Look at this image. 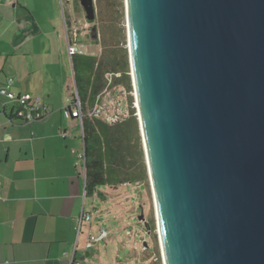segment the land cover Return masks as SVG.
Wrapping results in <instances>:
<instances>
[{"label": "water", "instance_id": "95a60500", "mask_svg": "<svg viewBox=\"0 0 264 264\" xmlns=\"http://www.w3.org/2000/svg\"><path fill=\"white\" fill-rule=\"evenodd\" d=\"M122 2L161 263L264 264V0Z\"/></svg>", "mask_w": 264, "mask_h": 264}, {"label": "crops", "instance_id": "0c3cea01", "mask_svg": "<svg viewBox=\"0 0 264 264\" xmlns=\"http://www.w3.org/2000/svg\"><path fill=\"white\" fill-rule=\"evenodd\" d=\"M37 3L36 0H23L22 4L20 0H0L1 43L6 41L14 48V43L20 46L19 41L25 36L26 42H40L44 50L51 33L57 32L60 39L56 17L43 18L48 24L45 28L38 25L42 18L33 13L34 4L38 9ZM43 8L39 5L38 10ZM30 32L35 36L28 39L26 35ZM6 34L10 36L8 41ZM14 35L19 36L17 40ZM8 45L0 50V84L16 94L42 93V81L31 79L35 68L27 69L21 77L14 73L15 59L20 54L15 48L11 52ZM32 50L26 52L30 58L43 55ZM45 97L49 99L50 95ZM4 101L0 98V264H97L90 251H81L83 225L88 223L85 241L92 227L91 220L82 221L77 229L78 218L82 211L86 212L85 175L84 167L82 175L70 170L71 167L76 172L75 166L69 167L67 155L69 151L73 154L74 147L66 142L64 131L71 124L60 109L45 99L50 110L46 117L29 123L12 122L8 104H2ZM97 192L105 197L102 191L97 189Z\"/></svg>", "mask_w": 264, "mask_h": 264}, {"label": "rangeland", "instance_id": "374dc122", "mask_svg": "<svg viewBox=\"0 0 264 264\" xmlns=\"http://www.w3.org/2000/svg\"><path fill=\"white\" fill-rule=\"evenodd\" d=\"M36 1L38 9L39 5L44 6L43 9L38 10L35 9L34 4V16L38 19L42 18V23L40 22L38 25L40 27L48 25L46 21H43V18L53 19L56 17L60 39L56 36L57 32L51 33L48 36V43L44 45V50H42L40 42H26L25 36L20 39V46L17 42L14 43L13 47L17 49L15 51L20 54L15 59L14 73L17 77H21L27 69L35 68L31 79L42 81L40 86L42 93L31 92L33 95L45 99L49 104L51 103L53 107L60 109L62 115L71 124L67 125V130L64 131L66 142L74 147L73 154L69 151L67 159L69 167L70 165L73 168L75 166L77 171L75 172L71 167L70 170L82 175L84 161L83 158H80V155L83 154L81 122L79 119L70 120L65 114L69 97L76 90L71 56L68 54L66 42H72L75 38V42L83 44V54L96 58H99L101 53L109 52L110 54L112 49L117 50L116 45L126 48L123 2L122 0H94L95 18L88 21L79 0ZM22 3L23 0H20V4ZM30 8L32 7L29 6ZM52 22H55V19ZM93 27H95V31L92 34ZM6 35L8 41L10 36ZM14 36L17 40L18 35ZM34 36L31 32L26 35L28 39ZM6 45H8L6 41L4 43L0 41V50ZM8 47L11 52L14 51V48L9 45ZM32 48L35 53L40 52L43 55L28 57L26 54ZM31 63L34 66H30ZM0 86H4V84H0ZM117 90L118 87L115 89L116 92L111 91L103 94L106 103L105 109L109 110V113H114L115 116L119 114L124 116L127 112L120 110L119 107L122 102L125 103L126 97L119 94ZM46 94L50 95L49 99L52 102L45 97ZM132 107L135 110L133 103ZM135 115L137 118L136 111ZM97 189L105 194L104 199H100L96 195L84 198L85 211L91 215L92 228L90 231L92 235H97L98 231L104 228L109 231V234L106 239L95 242L90 248H86L87 241L83 240V237L85 235L86 239L88 223L83 225V234L80 236L81 251L84 253L90 251L92 260L97 264H162L148 180L144 183L139 181L121 183L113 188L103 185Z\"/></svg>", "mask_w": 264, "mask_h": 264}, {"label": "trees", "instance_id": "16d2710c", "mask_svg": "<svg viewBox=\"0 0 264 264\" xmlns=\"http://www.w3.org/2000/svg\"><path fill=\"white\" fill-rule=\"evenodd\" d=\"M115 47L117 50L112 49L110 54L109 52L101 53L99 58L86 54L71 56L76 90L70 95V104L73 105L78 97L82 115L80 122L85 197L98 195L100 199H104L102 193L97 192L99 186L147 181L139 123L132 107L127 51L123 46L116 45ZM114 73L119 75L116 76ZM109 74H113L111 75V87L115 89L118 87L119 94L121 90H125L127 94L125 103L122 102L119 107L127 113L124 116L119 114L114 121L90 115L96 96L107 86ZM8 110L11 115L9 106ZM69 116L77 117L71 112Z\"/></svg>", "mask_w": 264, "mask_h": 264}, {"label": "built area", "instance_id": "2783aa9c", "mask_svg": "<svg viewBox=\"0 0 264 264\" xmlns=\"http://www.w3.org/2000/svg\"><path fill=\"white\" fill-rule=\"evenodd\" d=\"M75 38L72 42H67V51L70 56L75 54H83L84 53V46L83 44H78L75 42ZM111 75H108V83L107 86L96 96L95 105L90 111V115L96 116V117H103L110 121H114L118 116H115L114 113H109L110 111L105 109V102L103 94L106 92L115 91V87H111ZM114 75L118 76V73H114ZM110 85V86H109ZM120 88V87H119ZM121 94H123L125 97L127 96L125 90H121ZM131 94V92H130ZM4 99H2V98ZM0 98L2 100H5L2 104H8L10 107L11 112V121L19 122V123H29L36 121L44 116H46L49 113V107L48 105L40 98L39 96L33 95L31 93H20L16 94L13 91L9 90L7 86H0ZM126 99V98H125ZM80 104L78 97H76V101L73 105L69 104L66 106L65 114L69 116V112H71L73 115H76L79 120L81 121V110H80ZM81 158H83V154L80 155ZM85 196V192H84ZM79 225L77 229L80 228V224L82 221H90L91 215L87 212L82 211L80 217L78 218ZM130 234V231H128ZM109 234V231L101 228L98 231L97 235L89 234L86 242V248H89L92 246L93 243L99 242L100 240L106 239L107 235ZM79 264V263H76Z\"/></svg>", "mask_w": 264, "mask_h": 264}]
</instances>
